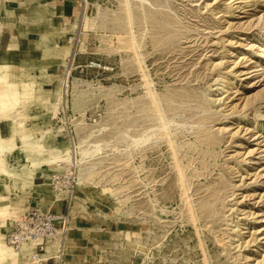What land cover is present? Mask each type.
Masks as SVG:
<instances>
[{
  "label": "rangeland",
  "instance_id": "1",
  "mask_svg": "<svg viewBox=\"0 0 264 264\" xmlns=\"http://www.w3.org/2000/svg\"><path fill=\"white\" fill-rule=\"evenodd\" d=\"M88 11L68 82L71 43L39 76L0 51V119L24 131L20 148L72 160L69 107L78 172L88 151L66 264H264V0H89ZM66 43L48 56L55 63ZM23 211L0 202V264H44L26 260L35 243L22 255L8 245Z\"/></svg>",
  "mask_w": 264,
  "mask_h": 264
},
{
  "label": "crops",
  "instance_id": "2",
  "mask_svg": "<svg viewBox=\"0 0 264 264\" xmlns=\"http://www.w3.org/2000/svg\"><path fill=\"white\" fill-rule=\"evenodd\" d=\"M81 1L0 0V51L6 52L10 59L16 58L27 65L36 66L34 72L37 76L39 73L46 74L45 64H48V71L49 69L56 71V68L61 66L59 64H62L60 60L64 59L68 53L69 46L67 45H70L67 38L71 37V33L66 34L64 29L67 26L72 30L76 29L82 9ZM64 41L67 43L63 47L61 56L55 59L57 61L55 63L53 58L48 56L54 55L56 53L53 51L54 46H59V43L62 44ZM45 78L44 76L43 81H38V84L44 91H50L52 85ZM29 101L27 100L28 103ZM40 113V111L30 113L32 120H37L36 117L40 116ZM43 114L45 113L43 112ZM33 124L38 123L34 122ZM18 132L24 131L17 127L14 128L8 118L0 119V136L14 137V141L9 147L4 151L0 150L2 165L0 169V202L6 201L11 206L24 211L32 207L46 206L49 208V204L58 201V199H51L50 193L43 194L41 191H46L44 187L48 184V180H51L50 177L54 170L47 162L42 161L41 157H38L36 151L38 144L26 142L25 148H20V140L16 138ZM7 151L15 152L8 156L5 155ZM53 205L50 206V211L62 209L61 207L60 210H57L60 207ZM52 251L49 252L50 255ZM42 263L46 264V262Z\"/></svg>",
  "mask_w": 264,
  "mask_h": 264
},
{
  "label": "built area",
  "instance_id": "3",
  "mask_svg": "<svg viewBox=\"0 0 264 264\" xmlns=\"http://www.w3.org/2000/svg\"><path fill=\"white\" fill-rule=\"evenodd\" d=\"M79 51L75 50L71 63V73L73 64ZM67 114L68 137L75 142V125L71 122L72 111L68 107L64 111ZM63 110L60 114L64 113ZM77 170L76 167L69 170L65 174L52 173L51 180L55 186H63L68 188V194L61 200L63 201L62 209L57 211L43 212L42 210L32 207L20 213L15 219L10 229L7 231V240L16 251H21L25 242L34 241V249L31 257L33 259H41L46 252L48 242L59 236H65L69 232V225L72 218L73 193L76 188ZM59 257L51 258L49 263L66 264V252L63 246L59 251ZM48 263V264H49Z\"/></svg>",
  "mask_w": 264,
  "mask_h": 264
},
{
  "label": "bare ground",
  "instance_id": "4",
  "mask_svg": "<svg viewBox=\"0 0 264 264\" xmlns=\"http://www.w3.org/2000/svg\"><path fill=\"white\" fill-rule=\"evenodd\" d=\"M88 1L89 0H82V9H81V13H80V16H79V19H78V22H77V26H76V29H75V32H74V36H72L71 38H69V41L70 43L72 44L71 46V52H72V58H73V55H74V51L79 49V44L81 43V37H82V28H81V24H82V18H86L87 16L92 17L91 14H89V11L87 13V8H88ZM128 2V5L130 7L131 5V2L133 0H126ZM140 3H141V6L144 4V2L146 0H139ZM93 2V1H92ZM123 2V1H122ZM132 7V6H131ZM98 10V13H100V8H96V11ZM98 13H94V16L93 17H97V14ZM130 13H131V16H132V11H131V8H130ZM99 15V14H98ZM130 15V14H129ZM134 17V16H133ZM94 22V21H93ZM94 24V23H93ZM98 24V23H97ZM88 25V24H87ZM135 25V24H134ZM92 27V26H91ZM134 30V28H133ZM132 31V30H131ZM135 32V31H134ZM135 34V33H134ZM132 40V39H131ZM68 46V45H67ZM64 59L60 60L61 63H63ZM69 67V66H68ZM71 67H69L68 69V74H67V81L68 82L69 80V77L71 75ZM69 72H70V75H69ZM76 81V80H75ZM64 84V83H63ZM150 84V83H149ZM69 86V85H68ZM62 90V88H61ZM2 91V90H1ZM60 94V92H59ZM58 94V95H59ZM62 95H60L58 97V99H56V102L53 106V110L56 109L57 107V110L59 111V109L61 108V103H62ZM162 100V99H161ZM64 103V102H63ZM58 111H56V113L58 114ZM57 117V116H56ZM163 117V122H162V128L166 129L167 130V134L170 135L171 132H170V125H171V120H169L164 114L162 115ZM66 120H68V116L66 118ZM12 123V122H11ZM160 126V127H161ZM190 127V126H189ZM15 128V127H14ZM150 128V127H149ZM69 129V128H68ZM60 133V132H59ZM12 135V134H11ZM149 136V135H148ZM14 141V137H2L0 136V150L1 151H4L5 148L9 147L11 143H13ZM73 145H74V151H72V160H70V155H69V151L67 152H60L59 150H56V152L54 151H47V150H44L41 148V144H38L37 146V155L38 157H41L42 158V161H45L47 162L51 168L54 170V171H57V172H54V173H60V174H65L67 173L69 170H73L75 167H76V170H77V178H76V183H77V179L79 178V181L82 180V177L84 176L85 172L84 171L85 169V163H84V158H85V155L88 153V151L86 149H84L83 147H81L80 149V154L82 156L81 160H80V165H79V172H78V154H77V150L75 149V142L71 139ZM80 144V143H79ZM43 145V144H42ZM82 145V144H81ZM101 145V144H100ZM100 145H97L96 148L97 150H100L102 147ZM44 146V145H43ZM13 152V151H12ZM2 155V154H1ZM70 156V157H69ZM6 160V159H5ZM48 165V166H49ZM87 168V167H86ZM87 173V172H86ZM7 175V174H6ZM52 176V175H51ZM16 179V178H15ZM21 179V178H20ZM51 179V177H50ZM85 179V178H84ZM19 180V179H18ZM184 180V179H183ZM21 181V180H20ZM50 183L53 187H55L56 189H61L63 191H66L67 194H68V188L67 187H63V186H55L52 182V180H50ZM79 183V182H78ZM184 183V182H183ZM81 184V183H80ZM75 191L73 193V197L75 198L76 195H75ZM58 201L62 200V198L60 197H57ZM44 212V211H43ZM73 220V217L71 218V221ZM15 221V219L13 220V222ZM71 221H70V224H71ZM12 222V224H13ZM11 224V225H12ZM69 228H70V225H69ZM8 242V240H7ZM52 242V244H56L58 245L59 244V247L58 248H55L53 251H52V254L51 255H48V250L46 249V252L42 255V258L37 260V259H33L31 257L32 253L29 255V258L27 257V261L31 262V260L33 261L32 263H38V262H46V264L49 263V260L51 258H56L58 259L59 257V251L61 250V248L64 246L65 247V252H67V242H68V234L65 235V236H59L57 237L56 239L50 241ZM48 242V243H50ZM30 243H35L34 241H31V242H25L23 245H22V249L21 251H16L12 245L8 242V245L12 248V250L17 254V255H22L23 251H24V247L27 246L28 244ZM51 244V245H52ZM50 244H47V248ZM20 258V257H19Z\"/></svg>",
  "mask_w": 264,
  "mask_h": 264
}]
</instances>
